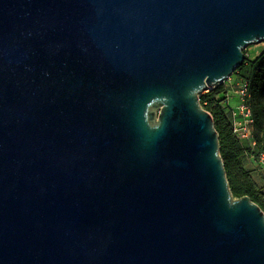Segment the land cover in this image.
<instances>
[{"label": "water", "instance_id": "obj_1", "mask_svg": "<svg viewBox=\"0 0 264 264\" xmlns=\"http://www.w3.org/2000/svg\"><path fill=\"white\" fill-rule=\"evenodd\" d=\"M264 0H0V264H264L204 91Z\"/></svg>", "mask_w": 264, "mask_h": 264}, {"label": "trees", "instance_id": "obj_2", "mask_svg": "<svg viewBox=\"0 0 264 264\" xmlns=\"http://www.w3.org/2000/svg\"><path fill=\"white\" fill-rule=\"evenodd\" d=\"M251 62L254 63L253 74L244 81L248 83L250 92L248 100L254 114L253 135L256 146L238 138L234 132L232 112L230 116L228 111L230 88L227 82L202 92L200 99L202 106L214 117L220 138L221 155L233 194L236 197L250 196L264 210V191L241 160L242 155L249 150L254 149L258 156L264 153V51ZM243 67L244 65L238 67L237 71Z\"/></svg>", "mask_w": 264, "mask_h": 264}, {"label": "rangeland", "instance_id": "obj_3", "mask_svg": "<svg viewBox=\"0 0 264 264\" xmlns=\"http://www.w3.org/2000/svg\"><path fill=\"white\" fill-rule=\"evenodd\" d=\"M264 49V42L258 44H251L245 49L246 61L243 64L244 67L240 68L239 71H235L232 74V79L227 80V85L230 88V97H229V112L231 116V109H237L240 103V90L241 84L246 78H250L254 71V63L251 62V58L260 50ZM241 83H238L240 82ZM231 105V107H230ZM246 145V144H245ZM241 160L246 169L250 172V175L258 183V185L264 191V164L260 158V155L253 150L247 151L242 155Z\"/></svg>", "mask_w": 264, "mask_h": 264}, {"label": "built area", "instance_id": "obj_4", "mask_svg": "<svg viewBox=\"0 0 264 264\" xmlns=\"http://www.w3.org/2000/svg\"><path fill=\"white\" fill-rule=\"evenodd\" d=\"M231 79L232 77H230L228 80ZM238 83H241V81ZM240 94V103L238 105V108L231 109L234 127L233 129L238 138L248 141L252 146H256V140L254 139L253 135V125L255 120L252 107L249 104L248 100L250 92L248 83L246 81H243L241 84ZM260 158L262 160V163L264 164V153L260 154Z\"/></svg>", "mask_w": 264, "mask_h": 264}, {"label": "crops", "instance_id": "obj_5", "mask_svg": "<svg viewBox=\"0 0 264 264\" xmlns=\"http://www.w3.org/2000/svg\"><path fill=\"white\" fill-rule=\"evenodd\" d=\"M264 51V49H262V50H260V51H258L251 59L252 60H255L262 52ZM251 60V61H252ZM231 92V91H230ZM230 92H229V97H230ZM230 104V103H229ZM230 107H231V105H230Z\"/></svg>", "mask_w": 264, "mask_h": 264}]
</instances>
